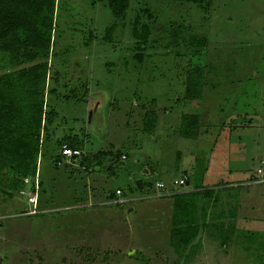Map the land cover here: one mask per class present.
Returning <instances> with one entry per match:
<instances>
[{"label":"rangeland","instance_id":"obj_1","mask_svg":"<svg viewBox=\"0 0 264 264\" xmlns=\"http://www.w3.org/2000/svg\"><path fill=\"white\" fill-rule=\"evenodd\" d=\"M140 4L156 19L142 17L152 43L143 63L131 48ZM114 22L99 0H56L57 79L45 98L56 117L41 140L36 190L0 180V264H264V184L248 183L264 160V0H216L207 10L132 0L124 28L101 41ZM180 23L189 31L171 37ZM194 35L207 38L200 57L187 47ZM189 62L210 77L200 100L184 102ZM185 114L199 117L193 135L181 130ZM66 139L82 154L62 156ZM184 175L192 191L220 188L211 191L220 203L205 201L211 218L191 257L170 246L173 198L107 204L117 190L138 198L147 194L139 185L171 187Z\"/></svg>","mask_w":264,"mask_h":264},{"label":"trees","instance_id":"obj_2","mask_svg":"<svg viewBox=\"0 0 264 264\" xmlns=\"http://www.w3.org/2000/svg\"><path fill=\"white\" fill-rule=\"evenodd\" d=\"M99 1L103 2L104 6L106 3L115 21L113 25L106 27L104 37L101 38V41L107 43L111 42L116 30L124 28V21L132 0ZM146 1L177 5L189 4L196 9L207 10L216 0ZM137 10L139 13L135 15L130 25L133 38L131 48L135 51V59L143 63V60L149 57L145 58L144 53L152 47V43L149 41L150 25L148 22L142 23V17L146 16L148 20L152 19V22L156 19L150 14L145 4L144 6L140 4ZM55 13L56 0H0V180L11 178V185H9L11 191H23L27 187L25 179L30 181L31 188L34 190L33 182L37 175L43 133L49 131L47 126L50 127L56 117L55 110L47 111L45 104L46 92L55 93V90L49 89V83L57 79V75H50L49 72L55 43V38H53L56 28ZM184 29L189 31L190 25L180 23L175 24L174 28L170 26V36L177 37ZM91 38L92 36H89V41L92 40ZM206 39L204 35L200 37L194 35L187 41V47L193 50L192 57L201 56L202 50L205 49ZM201 65L203 66V64L187 63L184 78V102L198 101L202 98L204 85H207L206 80L210 75L205 71L208 66L202 67ZM82 88V99L86 102L89 94L87 84H83ZM146 116L154 115L147 112ZM198 120V115H183L182 132L186 133L190 127L193 128V131H190L193 135ZM66 140L60 142L59 145L80 151L77 142ZM105 156L96 160L101 162ZM179 156L180 154H177L178 162ZM92 162H95V159L87 161L88 165ZM184 176L189 182L188 176ZM218 187L211 189L197 187V190L192 192L170 197L173 198L170 246L185 253V256H193L197 246L195 240L199 233L206 229L208 225L206 220L211 218L207 215L205 201L213 206L220 203L218 196L211 194V191L219 190ZM151 188V183L139 185V189L147 194L154 191ZM185 196L188 197L187 200L184 199ZM225 217H227L225 210L214 216L213 218L218 220V223H212V227L220 230L222 227H219V224L225 223L221 220ZM232 217L235 218L236 214Z\"/></svg>","mask_w":264,"mask_h":264},{"label":"built area","instance_id":"obj_3","mask_svg":"<svg viewBox=\"0 0 264 264\" xmlns=\"http://www.w3.org/2000/svg\"><path fill=\"white\" fill-rule=\"evenodd\" d=\"M61 154L65 157H71L74 158L76 156L81 155V152L79 150L70 149L69 147L63 145L61 148ZM122 159H125L123 156ZM37 176V175H36ZM36 176H35V182H34V191L36 190ZM25 184H29L30 181L28 179L24 180ZM249 184H264V160L261 161V167L256 170V181L248 182ZM173 186V187H172ZM171 187L166 186L163 183H156L155 189L150 194H145L142 197L138 198H127V197H120L121 192L117 190L115 192V198L107 204L110 205H124L127 203H131L138 200H149V199H163V198H170L172 196L178 195V194H185L188 192H192L189 187V182L187 181V178L184 176L180 179H176L173 181ZM183 188V189H181ZM28 202L33 204L35 207L36 203V195L28 198ZM37 214L35 209H32L29 213H26V215H35ZM2 219V217H0Z\"/></svg>","mask_w":264,"mask_h":264},{"label":"water","instance_id":"obj_4","mask_svg":"<svg viewBox=\"0 0 264 264\" xmlns=\"http://www.w3.org/2000/svg\"><path fill=\"white\" fill-rule=\"evenodd\" d=\"M150 172L151 174L153 173L152 169L151 168H148L147 172Z\"/></svg>","mask_w":264,"mask_h":264},{"label":"crops","instance_id":"obj_5","mask_svg":"<svg viewBox=\"0 0 264 264\" xmlns=\"http://www.w3.org/2000/svg\"><path fill=\"white\" fill-rule=\"evenodd\" d=\"M259 159H261V157Z\"/></svg>","mask_w":264,"mask_h":264}]
</instances>
